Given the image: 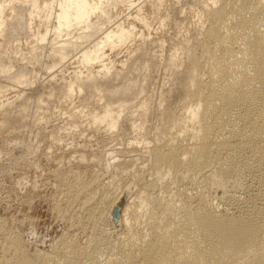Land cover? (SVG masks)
I'll list each match as a JSON object with an SVG mask.
<instances>
[{"label": "bare ground", "instance_id": "1", "mask_svg": "<svg viewBox=\"0 0 264 264\" xmlns=\"http://www.w3.org/2000/svg\"><path fill=\"white\" fill-rule=\"evenodd\" d=\"M4 145L67 227L0 264H264V0H0Z\"/></svg>", "mask_w": 264, "mask_h": 264}, {"label": "rangeland", "instance_id": "2", "mask_svg": "<svg viewBox=\"0 0 264 264\" xmlns=\"http://www.w3.org/2000/svg\"><path fill=\"white\" fill-rule=\"evenodd\" d=\"M193 21L194 20H192V22ZM170 31L173 33V30H170ZM170 31H169V34H172L170 33ZM123 53L125 54V51L121 52V54L118 55L119 56L118 59H121L125 56ZM70 68H72V66H69V67L64 66L62 69H65V70L67 69L68 72H71ZM5 148L7 149L9 148V149L7 150ZM3 149H0V150L1 151L3 150V152L9 151V150L14 151L13 153L14 155L10 160L7 159L6 161L3 160L2 162H0V165H1L0 166L1 168L0 169V217L5 219L6 224L11 225V220L13 216L17 217L19 220H22L25 214L32 215L37 220L34 226L35 227L34 228L35 239L33 242L28 244L29 250L32 251L35 247L41 250H49L51 241L54 238L58 237L67 227V223L62 218L58 217V214H57V209H59L62 206L63 197H62V191H61L62 186L60 185V183L57 184L55 179H53L54 178L53 164H50L51 166L48 165L49 167L46 166L47 168L45 167L44 172L38 178L39 188L37 189V196L33 200L31 208L28 209V207H26L25 204H21L17 200V197L21 198L23 196H26L29 194V192L19 190V188H17V186L14 185L13 180L9 178V175L11 173V169L14 163V161L12 160L14 158L16 159L20 157L22 152L21 154L17 153L19 152L18 150H13V147H9L8 145H4ZM65 158H69V156L65 155ZM8 162L11 164H9ZM33 175H34V171L30 170L29 176L33 178ZM237 195L239 197L242 194L238 193L236 194V196ZM57 196H60V198H58ZM239 198L244 199V195H242V197L240 196ZM119 213H120L119 210H117L116 218H115V221H113L112 227L119 224V221H117V217ZM22 222H23L22 223L23 225L21 224V222H19L20 225L16 224V226L20 234L21 235L24 234L23 237H25L29 231L28 221L25 220Z\"/></svg>", "mask_w": 264, "mask_h": 264}]
</instances>
